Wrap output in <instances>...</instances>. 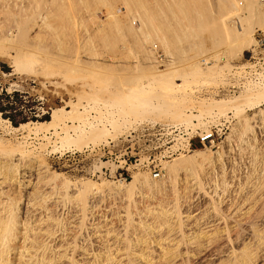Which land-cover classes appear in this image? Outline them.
<instances>
[{
  "label": "rangeland",
  "instance_id": "rangeland-1",
  "mask_svg": "<svg viewBox=\"0 0 264 264\" xmlns=\"http://www.w3.org/2000/svg\"><path fill=\"white\" fill-rule=\"evenodd\" d=\"M0 87L51 109L0 119L4 169L52 193L18 217L54 214L40 264H264V0H0Z\"/></svg>",
  "mask_w": 264,
  "mask_h": 264
},
{
  "label": "bare ground",
  "instance_id": "bare-ground-1",
  "mask_svg": "<svg viewBox=\"0 0 264 264\" xmlns=\"http://www.w3.org/2000/svg\"><path fill=\"white\" fill-rule=\"evenodd\" d=\"M41 19L43 21V18H41ZM34 21H35V19H34ZM24 31H26V30H24ZM239 35L243 37L245 35V33H243L242 30H240V31L238 30V36ZM159 72H161V71H159ZM71 109L74 110L75 106L73 105L71 107ZM53 117H55V111L52 113V118ZM0 119H1V121L7 123L8 125H11L9 123V121L3 120L1 117H0ZM85 120H87V119H85ZM45 124L49 125L50 122H43V123L28 122V123H25V124H21L19 127H12V130H13V132L24 134L26 131L30 132V129H31L30 127H32V126L33 127H37V125H45ZM101 124H102L101 121H96L94 123L93 122L87 123V126L89 128H91V129L96 128V131H97V128H99L101 126ZM103 125H104V123H103ZM35 130H37V129H35ZM36 132H38V130ZM81 133H83V131ZM208 152H209L208 150H195L192 153H190L189 156H187L185 161L190 163V164L201 165V167H202V165L205 162L208 163L207 161H209ZM14 161L19 162L18 159H14ZM206 163L204 165H206ZM18 165L15 164V163L14 164L11 163V165L9 166V169L5 170L4 169L5 168L4 162L0 161V180H1L0 181V264H13L11 262L12 258H10V255H11V252L14 251L15 248H17V246L20 249L24 248V251L28 252L27 253L28 257L26 258V260H23L22 264H40V260H41V262H43L44 258H46L43 254H41V252L43 253L44 251H46V249H48V247H50L51 245H52L51 247H53L54 252H55V250L56 251H58V250L59 251L60 250L63 251L64 250V248L61 249L63 245L58 244V242H55V240H56V238H55L56 235L55 234L57 232L55 230V228L53 226H49V225L48 226H44L46 221H53L54 214L50 213V214L46 215V213H45V215H43L44 212H42L43 217H46L45 219H43L42 216L40 215L41 214L40 213L39 215H37V217L35 216L34 220L32 221V223H35L33 226H30V224H28V221H26L25 223L28 224V226H26L24 228L23 237H20L21 233L18 230V227H19L18 217H19L20 213L24 214V213H27V211H45V212L46 211H54L52 209V207L47 205V203H48L47 200L48 199H47L46 195H50L52 193H50L51 191L46 192V193L45 192H41L42 195L39 196L40 197V200H39L40 204H39V202H38V200L36 198L35 199L34 198L31 199L29 197V194H27L26 191L24 189H22L21 187H24V185H26L24 187V188H26L27 185L31 184V181L32 180L35 181V179L34 178L31 179V177L33 175L28 174V173H27V176L25 177V173H23V175H20V178L18 180V177H17V171H18V167H19ZM21 179H22V181H21ZM25 179H27V180L25 181ZM33 181H32L31 185L34 184ZM36 181H37V179H36ZM13 185H18L19 186V189H18L17 193H15L16 189L13 188ZM4 188H6V190H4ZM22 200H23L24 203H21ZM43 203H44V205H42V206H40L38 208V206L43 204ZM25 223L23 225H25ZM125 231H127V230H125ZM21 239H23V241ZM20 240L22 241V243L20 242ZM26 241H27V245H25ZM52 242H53V244H52ZM39 250H40V252H39ZM12 254H13V252H12ZM19 255H21V258H23V256H26V255H23L22 252H20ZM40 257H41V259H40ZM42 259H43V261H42ZM48 260H50V258ZM48 263H49V261H48Z\"/></svg>",
  "mask_w": 264,
  "mask_h": 264
},
{
  "label": "trees",
  "instance_id": "trees-1",
  "mask_svg": "<svg viewBox=\"0 0 264 264\" xmlns=\"http://www.w3.org/2000/svg\"><path fill=\"white\" fill-rule=\"evenodd\" d=\"M45 114L41 115L36 110L35 99L18 91L8 92L0 87V117L9 121L13 127H19L28 122H48L51 109L45 107ZM38 115H41L38 117Z\"/></svg>",
  "mask_w": 264,
  "mask_h": 264
},
{
  "label": "built area",
  "instance_id": "built-area-1",
  "mask_svg": "<svg viewBox=\"0 0 264 264\" xmlns=\"http://www.w3.org/2000/svg\"><path fill=\"white\" fill-rule=\"evenodd\" d=\"M159 58L162 57L161 55H157ZM199 142L201 145H206L207 143H211L214 140V133L209 132V133H202L199 137ZM158 173L154 174V177H157Z\"/></svg>",
  "mask_w": 264,
  "mask_h": 264
}]
</instances>
